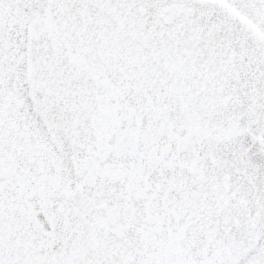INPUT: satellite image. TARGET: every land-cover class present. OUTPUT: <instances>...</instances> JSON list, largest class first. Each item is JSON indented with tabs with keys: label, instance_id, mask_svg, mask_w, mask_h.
<instances>
[{
	"label": "snow or ice",
	"instance_id": "obj_1",
	"mask_svg": "<svg viewBox=\"0 0 264 264\" xmlns=\"http://www.w3.org/2000/svg\"><path fill=\"white\" fill-rule=\"evenodd\" d=\"M0 264H264V0H0Z\"/></svg>",
	"mask_w": 264,
	"mask_h": 264
}]
</instances>
